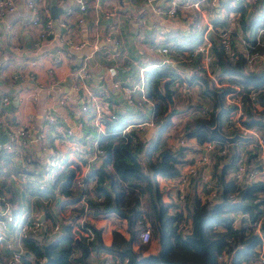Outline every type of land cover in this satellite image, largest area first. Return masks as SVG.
Listing matches in <instances>:
<instances>
[{"label":"trees","instance_id":"1","mask_svg":"<svg viewBox=\"0 0 264 264\" xmlns=\"http://www.w3.org/2000/svg\"><path fill=\"white\" fill-rule=\"evenodd\" d=\"M249 4L250 2L245 7L239 6L242 27L246 24L250 25L253 20L247 18L249 12L246 10ZM255 5L264 9L263 0H256ZM232 34L235 35L236 31L230 33L231 46L236 40ZM242 39L247 42L248 51H264V44L252 47L253 35L246 36L245 30H243ZM232 48L235 49L234 46ZM210 50L213 57L209 66H219L224 74H236L238 77L232 81L245 88L240 96L241 113H243V117L239 119L240 122L246 125L264 126V66H259L257 70L254 69L258 67L251 71H242L241 65L245 58L241 51L237 49L235 58H231L223 51L222 44L216 38L212 39ZM195 70L196 74L192 73V77L199 76L197 73L200 71L203 72L201 67H195ZM145 75L146 95L152 101L154 121L159 123V128H164L169 123L172 109L168 111L167 107L172 103V100H169L172 99L174 90L169 84L170 79L160 82V78L165 73L158 68L147 69ZM201 79L205 83L204 78ZM247 85L257 89L254 97H250L247 93ZM228 88V86L222 87L223 90ZM210 92L212 101L210 108L200 111L202 113L194 115L183 126V136L192 137L196 144L205 140H215L219 143L225 141L210 128L216 121L215 113L218 110L219 129L224 134L230 133L227 129L221 128L220 122L234 107L232 104L222 102L215 89ZM104 121L105 133H97L102 154L98 163L90 166L86 174V176H95L92 191L96 196H88L87 190L81 185L78 191L79 197L83 196V201L80 204L77 199H74L72 205H74L73 209L80 214L93 213L95 216H101L113 213L124 218L126 233L120 232L117 224H114L111 228L110 242L104 244L100 240L99 231L87 223L80 226V229L88 230L89 234L78 238L73 237L68 223L64 224L63 231L59 226V230L53 235L41 229L40 235L27 234L19 239L25 251L20 259L21 264H32L29 256L34 259L43 256L45 261L46 254L50 257L47 264H105V257L99 256L100 251L114 254L119 259L126 258L125 264H226L227 262L228 264H250L248 259L250 255L254 256L255 246L260 240L253 234L251 227L244 224L242 218L239 226H233L232 217L228 215V212L240 211L247 214L248 221L253 220L264 204L263 199L258 197V192L264 190V180L259 179L242 184L228 178L226 169L235 165L238 154H230L228 160L221 165L219 173L215 175L223 203L215 204V201H210L208 198L201 200L199 195L193 194L190 198L189 210L185 215L186 220H189V231L181 234L177 224L182 218V211H176L171 207L166 188H160L156 175L177 174V162L183 154V145L170 148L166 145H156V142L148 144L145 149L147 160L142 165L137 156L139 142L134 135L135 131L133 129L130 131L134 135V140H130L127 134L120 135L116 132L126 122V118L119 115L115 119ZM84 125L85 123L82 126ZM254 147L256 150L257 146ZM248 151L251 152L250 149ZM7 154L0 152V158L6 161ZM251 154L247 156L255 158ZM25 157L33 160L37 156L35 152H32ZM30 174V178L26 181L28 190L30 194L36 196L37 194L46 195V203L43 205L46 210L44 217H47L53 226L57 224V219L54 216L55 212L51 209V201H57L61 196L66 198L65 194L70 191L69 182L73 171L67 168H54L52 163H47L41 171ZM46 183H48L47 186ZM48 191L51 193L48 194ZM230 191H234L236 195L231 201L226 198ZM48 196L49 199H47ZM48 203L50 205L46 207ZM140 203L144 207V215L150 224V239L155 238L158 246L153 252L147 251L150 241L141 242L138 238L141 226H137L136 222L140 220L142 214ZM170 207L173 209L172 212H169ZM261 229L264 236V218ZM47 243L49 245L45 254L43 245ZM14 250L16 245L12 248L1 247L0 260L2 256L8 257ZM221 252H225L227 261L218 259Z\"/></svg>","mask_w":264,"mask_h":264},{"label":"crops","instance_id":"2","mask_svg":"<svg viewBox=\"0 0 264 264\" xmlns=\"http://www.w3.org/2000/svg\"><path fill=\"white\" fill-rule=\"evenodd\" d=\"M23 1L24 0H15L14 9L6 12L0 19V93L7 94L9 96L6 115L10 117L11 120H15L17 116L27 117V121H29L31 127V132L40 125L41 120L43 121V109L47 104H51L53 106L57 115L61 117L67 125L73 124L74 117L72 115V109L73 107L79 105L77 98L79 97L82 88L79 89L73 87V81H71L69 77V70L78 64L83 58L87 59L89 68L92 72V75L90 76L91 79H88L89 77L85 79V82L87 83L85 85L91 89L99 87L106 89L108 92L107 97L105 98L107 101V107L108 105L110 108L111 106L114 107L117 103H119V105H124L126 93L121 86L115 87L111 85L110 77L106 72V67L108 63H110V59L108 56L106 58L104 54L101 53V50L109 47L111 50L117 52V57L120 56V52H125L136 62L140 64L145 63L147 65L145 71L149 68H158L164 72V66H168V70L172 69L168 72H174V70H180V67H175L174 63L169 61L168 56L165 54L163 55L158 50V47L162 44L169 45L171 44V41L174 42L176 40H180L178 45L181 47H188L189 45L187 44L197 41L198 32L202 22V14L189 4V2L193 0H179L180 6L178 7V13L174 17H166L164 14L153 12L150 8L151 3H148L146 0H129L126 5V9L130 13L127 19H123V15L118 13L114 16L115 18H113V20H111L110 17L101 16V13L104 9L109 8L111 5L116 7L115 4H118L120 0H87L85 10L81 13L82 21L77 20V15H80V13L73 0H55L56 5L61 7L58 12V16L55 19V35L50 40L48 45L46 43L42 44L35 53H29L27 49L32 46V42L35 39V31L33 27L26 22L28 14L24 8ZM209 1L210 0H198L202 8L203 15L207 16V18L212 21L219 20V22L221 21V15L225 12L224 7L227 8L226 14L230 15L233 13L232 8L234 7L237 9L236 11L239 12L240 2L243 3L242 0H213L212 4H210ZM155 3L164 5L165 0H155ZM47 4L50 5V0H47ZM99 7L101 8L99 9ZM263 10L264 9H262V11ZM258 15L259 13L253 15L254 19L252 22ZM61 17L66 19L67 25H58L57 20ZM141 18L142 24H139L138 20ZM110 22H112L110 27L115 30V36L118 38L116 43L106 41L103 38L104 31L105 29H108ZM186 23L188 25L196 23L195 26H193L194 30L184 34V36H177L176 33L183 31L181 28L185 27ZM248 28L250 29V27ZM160 29L163 30L162 34L158 32ZM195 35L197 37L193 39ZM235 35L233 34V37ZM169 38L171 41L166 42ZM234 38L239 40V37ZM141 47L142 49H137ZM46 48H63L69 50V57L63 61H53L50 57L40 56L39 53L45 51ZM35 57L36 60L31 61V59H34ZM164 58L166 59V61H163L165 63L161 62ZM123 63H125V60ZM129 65L130 63L127 62L126 67H123L122 65L117 66V72L121 83H125L129 74L132 75V73H130L127 69ZM130 68L133 69L134 67L131 65ZM19 71L30 72L34 75V78L30 80H18L13 78L12 74L18 73ZM182 71L184 73H182ZM182 71H176L174 73L184 75L185 77L187 76L188 79L186 83L187 86H190V80L193 81L192 73L196 74V70L189 69L185 66L182 67ZM197 74L199 75V73ZM221 75L224 76V73ZM203 78L205 83H202L204 87L201 85V87L204 88L201 96L207 97L211 95L210 91H213V89L208 87V79L206 77ZM165 79L166 78H163L160 82ZM169 84L171 86V81ZM144 95V97H140L141 95L139 91L134 92V98L139 100V103L134 106V112L127 109L121 113L123 118H126V121L149 118L151 110L153 111L152 101L147 97L146 93ZM61 96L65 98V102L63 103H59L57 101ZM173 98L174 96H172V99ZM133 117L135 119H133ZM176 119L172 121H175ZM189 120L191 119H188L187 121ZM178 121V125L176 122L169 125V122V124H167L164 128H159V123H156L153 120L154 123L152 125L148 124L143 127V131H140L141 135L137 134V141L139 142V151L137 156L142 165L147 160L145 149L148 144L156 142V145H166L170 148L175 147L174 144H177V140L170 137V133L174 130L172 128L173 126H177L175 129L179 130L181 127L179 130V132H181L184 124L187 122L182 121V119ZM220 125L222 129L226 130V127L223 126L224 124L222 119ZM105 128V121H102V125H100V129L103 130L100 132L96 130V126L89 121L87 123L85 122L84 126L81 125L80 127L75 128L73 134L79 142L90 146L91 139L96 137L98 138L99 135H97V133H105ZM219 131L221 130L219 129ZM172 135L174 134L172 133ZM179 135L181 134L179 133ZM166 137H169V140L165 141ZM185 138V140H189L192 144L187 142L181 144L184 147L182 156L192 157L201 151L204 141L200 144H196L193 138ZM4 140L5 130L0 129V141L3 142ZM235 145L240 148L243 147L242 143L239 145L238 143H235ZM32 146L35 153L39 154L40 151L38 150V143H32ZM70 146V142H67V144L60 143L57 144V146L55 145L56 155L54 158H57L58 161L56 164H60L62 162L61 165L65 164L66 168L72 167V169H74L73 172H75L73 175L74 177H71L72 179H75L79 175L82 177L84 176V179L82 178L81 182H83L82 185L84 186V189L87 190L86 193L88 196H96V194L92 191L95 176H86L87 169H85V166L81 163V159L75 156L74 152H70L67 149V147ZM0 152H5L7 154V151L4 150H0ZM234 153L238 154V151L235 150L233 153L229 152L228 156ZM7 156L8 159L6 161L0 158V182L3 183L4 178L6 179V182H8L7 187L10 192L9 196L12 197L13 200L15 199V203L13 204L17 210L16 214L22 213L19 209H26L32 213L43 215V212H46L43 207L46 195L37 194L38 196H45L41 201L36 198L38 196L30 194V190H28V193H26V191H20L13 176L16 175L18 170V163L13 161L11 157L12 154H7ZM203 170H205V172ZM203 170L201 169L202 175L203 173L206 175L209 174L208 169L203 168ZM170 177L173 178L172 176L156 175L158 185L160 187L162 185V188L164 189L166 188L168 194L171 195V190L174 189L171 186L172 181L170 183ZM23 185L26 189H28L26 183ZM47 185L48 183H46V186ZM11 187H13V189L15 188L14 191ZM69 188L72 196L70 198H64L61 196L57 201H52L51 209L55 212L54 216L57 219V224L60 225V228L62 224H65L63 223V219L65 220L68 216H70L69 220H71L72 227L76 226L79 228L82 226V224L78 223L79 217H77V215L79 212L77 213V211L73 209L74 205H72L74 204V199H77V201L81 204L78 183H71ZM71 188H73V191ZM75 188L77 189V193L74 196L73 192ZM47 193L50 194L51 192L48 191ZM16 194H18V196ZM193 194L199 195L198 187L196 193ZM30 197L34 198V205L30 204ZM47 199H49V196ZM24 200H27L29 207H25ZM32 213L29 215L30 217L33 215ZM44 216L45 215H43V217ZM45 219L48 220L47 217H45ZM85 223L99 231L100 240L104 244H108L110 242L111 228L114 224H117L120 232L126 233L124 231V228L126 227L124 218H120L113 213H109L108 215L103 214L101 216H95L93 213H88L85 215L83 225ZM77 233L75 234L82 235L80 232ZM157 247V243L152 240L148 245L147 251L153 252L157 249ZM99 255L104 257L105 253L100 251Z\"/></svg>","mask_w":264,"mask_h":264},{"label":"built area","instance_id":"3","mask_svg":"<svg viewBox=\"0 0 264 264\" xmlns=\"http://www.w3.org/2000/svg\"><path fill=\"white\" fill-rule=\"evenodd\" d=\"M73 1L75 2L74 4L81 15V13L85 10L87 0ZM128 1L129 0H120L118 4H115L116 7L111 5L109 8L104 9L101 15L105 17H110L111 20H113V18H115L114 16L119 13L123 15V19H127L128 15L130 14L129 11L126 9ZM146 1L148 3H151L150 8L153 12L168 16L176 15L178 7L180 6L179 0H165L164 5L156 4L155 0ZM23 2L24 8L28 14V19L26 22L31 27H33L35 31V39L32 42V46L28 48L27 51L29 53H35L42 44L46 43L48 45L50 43V40L54 37V22L48 10L47 0H24ZM209 3L212 4L213 0H210ZM189 4L192 5L196 10H198L200 14H202V22L198 32V41L196 43L195 49H193V52L199 51L201 53L203 57V62L205 64L206 73L213 78L214 84L216 86H219V90L217 93L222 98V102H224L225 104H232L234 107L222 119L223 124L226 127L225 129L230 132L227 135L231 136L233 134H238L241 136V138H237L234 141L225 140L223 143L216 142L215 140H206L202 144L201 151L197 154L193 155L192 157L181 156V158L179 159V164L177 165L178 172L177 174L172 176L173 178H171V186L174 189V196H176L178 200H181V198L185 195V190L190 180L195 177L199 171H201V167L205 165L204 163L208 164L211 161V156L223 155L235 150L238 151V157L235 161V165L228 172V178L230 177L233 180L242 184L250 183L259 179L264 180V133H256V129H258L260 126L246 125L241 123L239 120L243 117V113H241L242 109L240 96L245 88L235 82L228 83L223 82L221 80L218 81V77H213V75H211L209 72L210 68L208 67V65L212 58L210 48L212 46L213 38H218L219 42L222 44L223 51L230 57L236 56L235 51L237 49L235 47V49L232 48L233 45L231 46L230 43V34L226 32L228 31L226 28L220 29L215 26L214 21H212L211 19H206L204 17L201 5L199 4L198 0H193L189 2ZM14 7L15 0H0V19L6 12L12 11ZM100 8L101 7H99V9ZM63 19L64 18L61 17L59 20H57L58 25H65ZM260 19L262 20V18ZM78 20L80 21L81 18L78 17ZM257 20L255 19V21L252 22L249 29V35H253L254 38V43L252 47L264 44V21H262V24L259 25V23H257ZM138 22H141V20L139 19ZM103 38L106 41L111 39L112 41H114V43H116V40L113 37L110 38L107 33L103 34ZM241 41L244 42L243 45L247 48L248 44L245 39ZM108 49L109 47H107V49L101 50V53H103L106 58V53L109 52ZM160 49L161 51H165L164 46H161ZM248 52H253V55H250V58L244 57L246 59L244 69H253L258 64L257 62H255L252 67L250 66L251 62L253 61V58H257V56L259 59L261 57L264 58V51L252 50ZM39 54L42 57H50L53 61H63L64 59L69 57V50L63 48H46L45 51H42ZM125 57H127L126 53L122 55V58L119 61H115L113 65H109L106 68L108 76L110 77L111 85L115 87L121 86L126 93L124 98L125 104L119 105V103H117L116 105H114V107L111 106L110 109H108V107L106 106V89H104L103 87L91 89L90 87L85 85L87 84L85 82V79L87 77H90L86 58H83L81 63H78L76 67H73L69 70V77L71 81H73V87L82 88L81 98L78 101L79 105L73 107L72 109V115L74 117L73 124L65 126H63L62 124H58L54 129L55 139L62 136L64 132L65 135H71L75 128H78L83 125V123H87L89 121H91L92 124L96 126V130H98L99 132L103 131L100 129V125H102V121H104L105 119H115L117 116L122 115L121 113H123L127 109H130L131 112H134V106L139 103V100L134 98L133 91H139L141 95L140 97H143L144 89L142 88V83H144L145 80V77L143 75V69L145 68V66L143 64H137V76L139 77V83L141 84V86H138L136 84L129 85L128 83L121 84L116 77L115 65L119 64ZM35 60L36 57L34 59H31V61ZM12 75L13 78L18 80H30L34 78V75L32 73L23 71H19L18 73H14ZM224 76L229 77L228 74H224ZM223 86H228L229 88L223 90ZM246 87L249 96L254 97L257 89L255 87H252V85H247ZM59 100L62 101L63 97H60ZM8 102L9 96L7 94L0 93V114L4 115L2 126L5 130V140L4 142H0V149H3L8 152H14V157L20 158L22 155L23 147H25L28 144V141L30 140L29 121H27V117L18 116L17 122L7 120L6 108ZM200 111L203 110L200 109ZM54 117L55 110L53 106L51 104H47L43 109V123L37 127L35 135L38 145H41L42 148H44L43 141H45L46 129L48 127V124H50L54 120ZM153 120L154 116L153 111L151 110L150 116L147 120L137 119L132 121H126L119 129L116 130V132H118L120 135L127 134L129 135L130 140H134V135L137 136V133H135L134 135L131 134V129H133L134 131L138 129L139 131L141 130L143 124L151 123ZM237 141L242 142V148L235 145ZM181 143L183 144V138H179L178 140V144L181 145ZM78 144L80 145V147H75L78 151H86V147L83 143L80 142ZM250 144L257 146V148L259 149V157L258 162L256 164L254 163L252 165H247L243 162H239V153H241V151H243L245 147L250 146ZM87 147H90V153L87 158L86 165L90 168V166L94 164L96 159H99L100 155L102 154V149L98 144V138H92L90 146ZM245 150H247V153H249V149ZM22 168L23 170H28L29 163L23 165ZM208 176L209 175L205 174L201 177V192L199 193V196L200 198L201 196L206 197L210 199V201L220 200V186L218 187V185H214L213 182L210 181ZM258 197L262 198L264 201V190L258 193ZM226 198L230 201L235 199V192H228ZM139 206L141 208L142 214L140 220L136 222L137 226H141V230L138 233V238L141 242H146L149 240L150 237V224L146 215H144L145 210L142 206V203H140ZM13 212L14 211L11 209L10 204L6 203V201H4L3 204H0V228H14L18 235V239H12L11 236H5V234H3L0 230V243L2 242V247L12 248L14 245H16V250L12 251L10 255L6 257L3 264H21L20 259L25 253L22 246H20L19 248V239L21 237H24L27 234L34 235L38 233L41 229H44L45 233L50 234V231L47 232L46 227H43L42 222L38 220L34 219L31 221H27L25 220V218L20 217L18 221H15ZM240 214L241 215L239 219H241L242 215H245L248 221L246 213L240 212ZM242 217L245 221V217ZM263 218L264 204L260 207V212L258 213V215L253 220L248 221L250 224H247L251 227L253 234L257 235V238H259L260 240L257 243L258 264H264V236L261 229V222ZM182 223L185 222L180 220L177 226L181 234H185L189 231V220H186V223L183 225V227ZM59 226L60 225L58 224H54L52 228H55L56 231L57 227L58 231ZM81 231L82 235L89 234L88 230L84 229ZM239 247H241V245ZM225 256V252H221L218 255V259H223L225 258ZM104 257L105 261L108 260L107 263L111 260L112 264H125L127 261L126 258L119 259L116 255L111 253L105 254ZM30 259L32 264H41L44 261L45 257L42 256L36 259L30 257Z\"/></svg>","mask_w":264,"mask_h":264},{"label":"rangeland","instance_id":"4","mask_svg":"<svg viewBox=\"0 0 264 264\" xmlns=\"http://www.w3.org/2000/svg\"><path fill=\"white\" fill-rule=\"evenodd\" d=\"M242 1H243V3L240 2L241 4L239 5L241 7L247 6V3L250 2L249 6H248V10H246V11L249 12L248 15H247V18L254 19V16L253 15H255L256 13H259V15L255 19L257 20V19L262 18V20L261 19L260 20H257V23H259V25L262 24L261 22L264 21L263 20L264 19V10L262 11V7L261 6L255 5V1L256 0H242ZM263 3H264V1H263ZM236 6H237V4H236ZM48 10H49V13L51 15V11H50L49 5H48ZM224 10H225V12H224L223 15H221V18H220L221 21L219 22V20H218L217 22H214L215 26L218 27V28H220V29L221 28H226L228 30L226 32L229 33V34L232 31H236L237 34L234 37H239V40H235L232 45L236 49H238V50L241 51L243 57L250 58L249 56L250 55H253V52H248V49L243 45L244 42L241 41V40H243L242 39L243 30H245V35L247 36L249 34L248 27H250V25L249 24H246L245 26L242 27V25H241L242 19H240V11L239 12L236 11L237 9L235 7L232 8V10H233L232 12L233 13H231L230 15L226 14V10H227L226 7H224ZM177 13H178V10H177ZM101 16H103V15H101ZM165 16L166 17H174L176 15H172V16L165 15ZM78 17H80L81 18V21H82V15H79L78 14L77 15V20H78ZM204 17L206 19H209V18H207V16H204ZM140 20H141V22H139V24H142V18ZM63 21H64V24L67 25L65 18L63 19ZM245 22H247V21H245ZM55 23H56V21H55ZM195 24L196 23H194L193 25H188L186 23L185 27L181 28V29H183V31H181L180 33L177 32L176 35L177 36H184V34H187V33L191 32V31H193L194 30L193 26H195ZM110 25H111V22H110ZM110 25H108L109 27H108V29H105L104 33H107L110 38L113 37L116 40V42H117L118 38L115 36L116 35V32H115V30H113L110 27ZM158 32L160 34H162L163 33V30L160 29ZM195 37H197V36L195 35L193 37V39ZM216 39L218 40V38H216ZM108 41L109 42H114L111 39L108 40ZM169 41H171L170 38L166 40V42H169ZM179 41L180 40H176L174 42L171 41V44H169V45L162 44V45H160L158 47V50L163 55L164 54L167 55L168 58H169V61H172L174 63V65H175V67H177V66L180 67V70H174V72H176V71H182V67H185V66L188 67L189 69H195V67H198V68L201 67L202 70H203V72H201V71L198 72V73H200L199 76L193 77L192 78L193 81L190 80V82H191L190 84L191 85L190 86H187V83H186V81L188 79L187 76L185 77L184 75H180V74H177V73H174V72H168V71H171L172 69L171 70H168V66H164V73H165V75H163L160 78V81L163 78L170 79V81H171V87L174 90V92L172 94V96H174V98L169 100V101L172 100V103H171V105H169L167 107V110L168 111H171L170 109H172L171 114H170V117H169V122H170V124L168 123L169 125H172L173 122H176L177 125H178V122H179L178 120L182 119V121H187L188 119H192V117L194 115L201 113L200 112V109L204 110V109H209L210 108V106L212 104V101H211L210 97L209 96H207V97H205V96L202 97L201 96V93H202V91L204 89V88H202L204 86L202 84L203 82H202V79L201 78H203V77H206L207 78L208 77L207 78L208 79V82H209L208 83V87H211L212 89H215V90H219V86H216L214 84L213 78L206 73L205 64L203 62V57H202L201 53L199 51L193 52V49H195L196 42L198 41V39L194 43L192 42L190 44H187V45H189L188 47H185V46L178 47V46H176V45H178V42ZM182 45H184V44H182ZM161 46H164L165 47V51H161V49H160ZM137 49L140 50V49H142V47L141 48H137ZM124 53L125 52H123V53L120 52V54H119L120 56L117 57V55H116L117 52L114 51V50H111L109 48V52L106 53V55L109 57L110 63H108L107 67L109 65H113L115 61H119L122 58V55ZM256 55H258V54H256ZM231 58H235V57H231ZM258 59L259 58L257 56V58H253V61L251 62V65H250L251 67H252V65L255 62L258 63L257 66H255V67H258V68L254 69V70L259 69V66H264V58L261 57L259 60ZM124 60H125V63H123ZM163 61H166V59L164 58L161 62H163ZM81 62H82V60L79 63H81ZM127 62L130 63V65L127 67V69H128V71H130V73H132V75L129 74V76H127V79L125 80V83H128L129 85L136 84L138 86L139 85L141 86V84L139 83V77L137 76L138 75V73H137V64H140V63L136 62L129 55H127V57H125L119 64H116L115 65L117 79L120 81V79H119L120 77H119L118 72H117V66L118 65H122L123 67H126V63ZM245 62H246V59L244 60V63H242V65H241L242 71H249V70L251 71V70H253V69H244ZM163 63H165V62H163ZM76 65L73 66V67H76ZM131 65L134 67L133 69L130 68ZM143 65L145 66L144 69H146L147 65L145 63H143ZM87 66L89 68L88 62H87ZM214 66L211 65V67H210L208 65V67L210 68L209 72H210L211 75H213V77H218V81L221 80L223 82H228V83L231 82V83H234L232 80H234V79H236L238 77L236 74H228V76L230 78H228L226 76H222L221 75L222 70L220 69V67L217 66V65H214ZM144 69H143V75L145 77V80H144V83H142V88L144 89V94H145L146 93V90H147L146 89L147 88V86H146L147 85V82H146L147 80H146V75L144 73ZM212 69H213V71H212ZM189 71H191V70H189ZM89 72H90V76H91L92 75V72H91L90 68H89ZM182 73H184V72L182 71ZM182 76L185 77V78H183ZM133 78H134V81H133ZM88 79H91V77H89ZM121 84H123V83H121ZM201 85H202V87H201ZM134 92L135 91H133V95H134ZM81 93H82V91H81ZM81 93L79 94V97L77 98L78 101L81 98ZM106 93H108L107 90H106ZM144 96L145 95H143V97ZM61 97H63V96H61ZM59 98L57 100L59 103L65 102V98L64 97H63V100L62 101H60ZM221 101H222V98H221ZM108 109H110L109 105H108ZM6 118L9 121L17 122V118L15 120H11L10 117H8V116ZM133 119H135V118L133 117ZM147 119L142 118V119H139V120H147ZM174 119H176V120L175 121H172ZM3 120H4V115H1L0 114V129H3L4 130V128L2 126ZM42 123L43 122L41 120L40 125ZM153 123L154 122L152 121L151 123H147V124L145 123V124H143V126L141 127V130L138 131V129H136L135 130V133L141 135L140 134V131L141 132L143 131V129H144L143 127L145 125H148V124L152 125ZM58 124H62L63 126L67 125L65 123V121L61 117H59L57 115V113L55 112L54 120L50 124H48V127H47L46 132H45V141H43L44 142V148H42L41 145H38V150L40 151V153L39 154H36L35 153L37 157L34 158L33 160L26 159V157H25L27 154H31L32 152H35V150L33 149L32 143H37L36 142L37 140L35 138L37 128H35L34 131L31 132L30 124H29V132H30V136L29 137H30V140L28 141V144L25 147H23L21 157L20 158H15L14 157V155H15L14 152H8L7 151V153L12 154L11 157H12L13 161H15V163H18V170L16 172V175H13V174H11V175L14 176V179L16 181L17 187H18V189L20 191H23V192L26 191V193H28V189H26L23 184H25L26 181L30 178V176H31L30 173L31 172L41 171L43 169V167L47 163H52L54 165V168L60 167V168L66 169V167H65L66 165L65 164L64 165H61L62 162L60 164H56L58 161H57V158H54V156L56 155L55 145L57 146V144H60V143L67 144V142H70V145L71 146L70 147H67V149L70 152H74L75 153V156H77L79 159H81V163H83V165L85 166V169H87V170L89 169V167L86 165L87 158H88L89 153H90L89 152L90 150H89V148H87V145H84L86 147V151H84V150L78 151L75 147H80V145L78 144L80 142L75 138V136H74L73 133L71 135H67V134L65 135V132H64L62 136H60L59 138L55 139V137H54V129H55V127ZM135 127H137V126H135ZM176 127L173 126L172 129H174V130H172V132L170 133V137L171 138H174V140H177V144H174V146L176 147V146L179 145L178 144L179 138H183V143H186V142L187 143H190L189 140H185L186 138L183 137V133H182L183 129H182L181 132H179V130H180L181 127L179 128V130L175 129ZM172 133L174 135H172ZM179 133L181 135H179ZM256 133H259V134L264 133V126H261L258 129H256ZM190 138H192V137H190ZM167 140H169V137H166L165 141H167ZM237 143L239 145L242 142L241 141H237ZM190 144H192V143H190ZM254 148L255 147H254L253 144H250V146L245 147L243 149V151H241V153H239V155H240L239 162H243V163H245L247 165H252L254 163L256 164L258 162L259 149L258 150L257 149L254 150ZM245 149H250L251 152L247 153V150H245ZM0 150H3V149H0ZM251 153H254V154H251ZM188 154H191V153H188ZM249 154H251L252 156H255V158H252V157L247 156ZM228 157H229L228 156V153L223 154V155H214V156H211V161L208 164L204 163L205 165H203V167L205 169H208V173H209L208 174L209 175L208 177H209L210 181L213 182L214 185H218V183H216V180H215V175L217 173H219L221 165L225 161L228 160ZM98 161H99V159H96V161L94 162V164L98 163ZM26 163H29V169L28 170H23L22 167ZM178 164H179V162H177V165ZM67 165H69V164H67ZM203 167H201L202 170H203ZM70 168L72 169V167H70ZM70 168H67V169H70ZM73 170L74 169H72L71 171H73ZM230 170H231V168H227L226 169V175H229L228 172ZM203 171L205 172V170H203ZM211 173H213V175ZM74 174H75V172H73V175ZM203 175H205V174L203 173ZM203 175L201 174V171H199L198 174L190 180L188 186L186 187L185 195L181 198V200H178L176 198V196H174V190H171V193H172L171 195L168 194V191L166 190L167 191V193H166L167 198L171 200V207L174 210H176V211H178V210H181L182 211V218L180 220H182L185 223H186V217H185V215L187 214V210H189L188 207L190 206V198L193 195V193H196L197 187H198V192L199 193L201 192L200 181H201V177ZM83 177L79 175L75 179L70 178V184L71 183H74V182L78 183V190H79L80 189L79 187L83 183V182H81V179ZM169 179H170V183H171V177ZM3 181H4L3 183L0 182V204H3L4 201H6V203L10 204L11 209L14 211L13 212V215H14L15 221H18L20 217L21 218H27L26 219L27 221H31V220H34L35 219V220H38V221L42 222L43 227H46V231L47 232L50 231V234L52 233V235H53V234H55L57 232V227H56V231H55V228H52V225H51L50 221L47 220V219H45V217H43L44 212H43V215H41V214L39 215V214L32 213L29 210L19 209L18 208L19 210L22 211V213L21 214H16L17 213L16 212L17 210H16L15 205L13 204V203H15V201H14L15 199L14 200L13 199H10V196H9L10 195V192L8 190V187H7L8 182H6V179L5 178L3 179ZM86 187H87V185H86ZM162 187L163 186L161 185L160 188L162 189ZM11 188L13 189V187H11ZM14 189H13V191H14ZM168 189H170V188H168ZM69 190H70V188H69ZM71 190L73 191V188H71ZM70 193H71V191L68 192V194H70ZM76 193H77V189L75 188L74 189V192H73V195L75 196ZM261 193H263V192H261ZM68 194H65V196L67 198H70L72 195H68ZM16 195L18 196V194H16ZM38 197H36V198L42 201L45 196L40 195ZM79 198L81 199V203H82L83 196L81 195ZM204 198H206V197H202L201 196V200H203ZM33 199L34 198L30 197L29 198V201H30V204H33L34 205ZM27 200L26 201L24 200L25 201V207H29V203H27ZM49 201H51V200H49ZM214 201L216 203V201H218V200H214ZM45 203H46V200H45ZM51 204H52V201H51ZM49 205H50V203H48L45 206L46 207H49ZM171 207L169 208V212H172L171 210H173V209H171ZM31 213L33 215L30 217L29 215ZM85 215H86L85 213H82V214L79 213L77 215V217H79L78 223L79 224H82V226H83V223H84ZM228 215L232 217V224H233V226H235V227L239 226V222L241 221V219H239L240 218V215H241L240 212H238V211H230V212H228ZM242 216L245 217L244 224L245 225L250 224L247 221L246 216L245 215H242ZM242 216H241V218L244 220V218ZM69 219H70V216L66 217L65 220L63 219V221H64L63 223L70 224V230L72 232L73 237H77L78 238V237L82 236V235H77L78 234L77 232H80V233L82 232L81 229H80V227L79 228H77L76 226H73L72 227L71 220H69ZM185 223H182V227H183V225ZM0 230H1V232L3 234H5V236H8V237L11 236L12 239H18V235H17V233H16V231H15L14 228H12V229H9V228H7V229L6 228H3L2 229V228H0ZM75 233H77V234H75ZM37 235H40V233L38 232V233L34 234V236H37ZM150 238H151V235H150L148 241H152V240L155 241V238H152V239H150ZM1 244H2V242L0 243V248L2 247ZM20 246L21 245H19V248H20ZM105 254H107V253H105ZM257 255H258V250H257V244H256V246H255V254H254V256H253V254L250 255V257L248 259V262H250V264H258V262H257ZM29 258H30V256H29ZM5 259L6 258H4L2 256L1 257V260H0V263L3 264V262H4ZM219 260L227 261L226 258L219 259ZM107 261L108 260L105 261V264H112L111 260L108 263H107ZM226 264H228V262Z\"/></svg>","mask_w":264,"mask_h":264},{"label":"water","instance_id":"5","mask_svg":"<svg viewBox=\"0 0 264 264\" xmlns=\"http://www.w3.org/2000/svg\"><path fill=\"white\" fill-rule=\"evenodd\" d=\"M49 8L51 11V16H52V19L54 22V26L56 27L55 19L58 15V12L61 9V7L59 5H56L55 0H50ZM216 92H218V91H216ZM168 96H169V94H168ZM218 115H219V110L215 113L216 121H215L214 125L210 127L211 130L214 133H216V135H218L220 138H223L225 140L234 141L237 138H241V136L238 134H233V135L229 136V135L224 134L221 131H219V129H218L219 116ZM222 203H223V199H220V200L216 201L215 204H222ZM63 228H64V224L61 225V228H60L61 231H63ZM48 245H49V243L43 245V251L45 252V254H46V248ZM49 259H50V257L46 254V260L42 264H47Z\"/></svg>","mask_w":264,"mask_h":264}]
</instances>
